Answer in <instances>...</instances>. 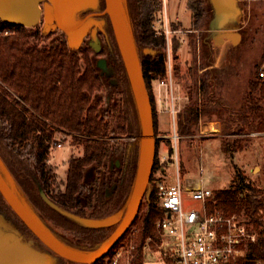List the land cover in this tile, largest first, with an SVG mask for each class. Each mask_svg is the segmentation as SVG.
I'll list each match as a JSON object with an SVG mask.
<instances>
[{
	"label": "rangeland",
	"instance_id": "374dc122",
	"mask_svg": "<svg viewBox=\"0 0 264 264\" xmlns=\"http://www.w3.org/2000/svg\"><path fill=\"white\" fill-rule=\"evenodd\" d=\"M201 2L204 12L197 29H188L190 28V10L186 6V0H162L161 15H159V19H155L153 22L156 28L164 26L166 35H170L171 38L179 37V43L181 44L178 50L179 64L176 63L181 75H174L172 67L174 61L172 62L171 51L167 46V40L165 48L167 75L164 78L168 77L170 70L171 86L159 85V81L163 78L151 82L158 108L167 113L164 120L165 127H167L165 132L171 136L168 138L171 140L170 143V141H164L167 138H158L155 135V140L158 139L157 146L155 143V155L156 153H161L162 155V152L170 144L174 149L172 160L165 164L166 168L161 174L162 180L168 184L175 183L176 169L174 155L176 154L179 177L183 186L188 182H199L201 186L212 190L223 188L232 178L234 166H236L256 185L264 188V119H255L253 114L249 115V111H245V108L242 107L249 91L248 81L255 78L256 70L258 71L260 68H264V0H236L239 7V13L235 17L236 21L230 23L222 31L220 29L212 30L210 26V20L213 16L211 7L208 0H202ZM103 7V0H100V3L94 8L79 12L76 19L71 23L76 26L88 24L89 30H96L99 50H94L92 46L93 39L89 33L83 37L78 49H86L89 59L98 74L99 69L95 66V61L100 57L106 58L108 64L116 70L115 78L118 81L117 86L110 85L99 74L102 88L94 93L93 100L95 103H98V107L105 113V119L112 123L109 128L110 134H108L110 138L109 142L113 149V154L110 157L113 163L111 168L114 169L116 160H123L122 157L125 147H130L129 160L125 168L126 181L119 185L115 192L113 191L112 197L108 201H105L104 193L106 187L109 188L110 185V183L106 185V180H103V174H106L105 170L109 164L107 159L105 167L103 166V168L98 169L94 166V169H92V180L89 182L93 186L102 187L100 189L101 198L97 200L96 197L91 205L87 206L85 200L87 190L83 188L78 195L79 201L82 202V214L75 213L78 215L79 220L60 212L58 213L62 217H56L50 214L53 217L52 219L46 214H42L41 210L33 204L30 196L24 192L21 184L0 155V159L13 176L12 179L16 188L19 189L21 195L28 201L42 221L62 241L82 250H92L100 245L115 228L116 223L106 227H89L82 224L81 219L102 218L112 214L117 215L119 218L122 216L132 190L138 161V137L140 130L136 107L137 134L134 132L119 133L113 121V113L116 111V105H125L123 89L119 81L124 77L123 74L126 78L127 76L109 19L106 14H101ZM85 12L88 13L85 14ZM93 12L95 16H92ZM42 27L43 20L29 28ZM220 32L231 33L228 36H232L225 41L226 43L224 45L213 41V38ZM60 36L66 40V33L58 27H54L47 32V37L43 40V44L49 43L55 37ZM213 51L214 53L218 51L223 52L221 55L222 62L215 66L216 69L214 68L209 73H205L204 68L214 63V56L211 55ZM79 62L83 66L82 58ZM202 68L203 71L201 70L202 72H200ZM197 81L199 85L195 84ZM198 93H201L203 100L211 98L209 100L210 103L206 106L207 100L202 103L201 113L210 114V117L218 119L220 121V131L216 135L200 137L198 135L197 125L193 123L191 125V133L179 137L177 136L179 135L178 133L176 135L174 130H171L173 128L174 113L172 109L178 111L184 105L188 104L189 100L191 103H195V98L198 99ZM244 111L248 115H244ZM54 138L56 143H60V146H56V143L50 146L48 166L55 174V187L57 190L63 189L69 159L72 156L81 155L83 148L82 145L74 144L72 137L63 132H55ZM134 142H137L136 151L133 147ZM24 160L26 162L23 165L17 164L20 172L34 179L33 168L30 165L31 162L28 159ZM155 173L157 174V170L154 171ZM149 181L147 187H150L151 192H154L155 183L153 180ZM38 185L37 193L39 194ZM148 200L149 197L146 190L140 202L138 213L147 207ZM154 201L156 202V198ZM138 213L126 232L105 254L104 264H131L134 244L133 238L137 223L135 220L137 219ZM0 214L7 220L9 227L16 229L30 243L41 246L32 233L10 210L1 196ZM85 228L100 230L95 231V237L89 239L84 237V233L86 232ZM147 241H150V239H147ZM155 242L157 240L150 243L152 244L151 249H153L152 251L154 253L157 248ZM42 249L44 248L42 247ZM152 251L150 252L143 247V253L146 252V254L145 260H142V264H147V262L150 264H160L155 262L156 256ZM144 261L146 262L144 263ZM46 264L80 263L63 259L56 254L48 252L46 255Z\"/></svg>",
	"mask_w": 264,
	"mask_h": 264
},
{
	"label": "trees",
	"instance_id": "16d2710c",
	"mask_svg": "<svg viewBox=\"0 0 264 264\" xmlns=\"http://www.w3.org/2000/svg\"><path fill=\"white\" fill-rule=\"evenodd\" d=\"M201 1L186 0V6L190 10L189 30L197 29L200 24L204 12ZM127 8L140 52L144 80L149 90L154 133L157 135L156 98L151 82L167 75V40L172 62L174 61V75H181L176 66L180 39L166 35L164 26L156 28L153 24L161 15L162 0H127ZM4 30L10 32L4 34ZM45 37L47 33H43L41 28H27L0 20V155L33 204L42 214L53 219L51 215L59 217L60 214L37 193V184L52 202L65 210L82 214V202L78 195L86 188L85 200L88 206L97 197L98 190L97 186L83 182V173L90 165L100 168L105 166L106 160L113 154L108 137L112 123L105 119V113L93 100L94 93L102 88V82L86 49H70L62 36L43 44ZM146 47L155 52L145 53ZM81 58L83 66L79 62ZM123 76L119 84L123 89L125 105H116L113 121L119 133L137 134L135 106L128 80L124 74ZM198 83L195 82L196 85ZM248 89L242 107L249 111V115L253 114L255 119H264V78L258 75L257 70L255 78L248 81ZM245 111L244 115H248ZM198 114L197 103L189 100L188 104L177 111L176 132L190 134L191 125L197 122ZM55 132L70 135L72 142L83 148L81 155L69 159L63 189L57 190L55 174L48 166L49 148L56 143ZM165 140L171 143L168 138ZM157 141L158 139L155 140L156 146ZM133 147L136 151L137 142L133 143ZM162 153L165 155L164 159L161 158V153H156L154 158L150 176L154 183L155 180H162L165 164L172 160L173 146L170 144ZM24 159L31 162L34 179L20 172L17 164L23 165L26 162ZM155 170L157 174H154ZM213 197L217 207L229 213H241L247 224L254 227L258 239L251 246V252L262 257L264 188L256 185L234 166V173L228 184L214 189ZM154 199V192H151L147 207L138 213L135 220L137 223L131 264H142V260H145L147 251L143 253L144 243L149 238V244L155 241V222L164 217L165 211ZM98 230L100 229H86L84 237L92 239ZM105 257L104 255L93 264H104Z\"/></svg>",
	"mask_w": 264,
	"mask_h": 264
},
{
	"label": "water",
	"instance_id": "95a60500",
	"mask_svg": "<svg viewBox=\"0 0 264 264\" xmlns=\"http://www.w3.org/2000/svg\"><path fill=\"white\" fill-rule=\"evenodd\" d=\"M212 10L210 26L212 30L226 29L234 23L239 13L236 0H208ZM100 0H0V20L21 24L27 28L35 26L43 20V33L58 27L66 33V42L70 49L78 50L82 39L89 33L93 39L92 46L99 50L95 29L89 30L88 24L72 25L77 14L85 9L94 8ZM101 14H106L118 47L125 73L134 99L138 122V161L136 174L126 208L119 218L109 215L102 218H83L81 221L89 227H106L116 223L112 232L92 250H82L71 246L57 237L32 209L28 201L21 195L13 182V176L0 159V196L20 222L32 233L41 246L30 243L28 239L9 227L7 220L0 214V264H46V255L56 254L63 259L80 264H93L103 257L113 247L117 240L133 223L147 190L148 197L151 188L147 187L155 156V133L152 105L144 80L140 61L139 48L133 33L131 19L127 8V0H103ZM231 34V33H230ZM220 32L213 41L223 43L232 36ZM145 53H154L152 48H144ZM95 66L99 74L109 76L112 68L105 58H98ZM87 93V92H86ZM115 165H118L119 161ZM4 166H3V165ZM113 166L110 160V168ZM94 165L84 170L83 182L92 179ZM39 194L43 200L56 211L79 220L74 212L58 206L46 195L38 185Z\"/></svg>",
	"mask_w": 264,
	"mask_h": 264
},
{
	"label": "built area",
	"instance_id": "2783aa9c",
	"mask_svg": "<svg viewBox=\"0 0 264 264\" xmlns=\"http://www.w3.org/2000/svg\"><path fill=\"white\" fill-rule=\"evenodd\" d=\"M9 32L4 30L3 33ZM258 75L264 78V68L258 70ZM159 85L171 86L170 70L168 77L161 79ZM56 146H60V143H56ZM161 158L164 159L165 155ZM174 160L175 183L155 180L156 203L165 214L155 222V253L149 242L144 245L156 256L155 262L264 264V255L257 257L251 252V246L258 239L254 227L247 224L241 213H229L217 207L212 189L201 185L193 187L188 183L183 186L176 154Z\"/></svg>",
	"mask_w": 264,
	"mask_h": 264
},
{
	"label": "crops",
	"instance_id": "0c3cea01",
	"mask_svg": "<svg viewBox=\"0 0 264 264\" xmlns=\"http://www.w3.org/2000/svg\"><path fill=\"white\" fill-rule=\"evenodd\" d=\"M225 43L226 42L224 41L221 45H224ZM222 53L223 52H221V51H218L217 53H214V51H213V54H211V55L214 56V63L207 65L206 68H204L205 69L204 71H206L205 73H209L210 71L214 70L215 66L222 62L221 61L222 60L221 59ZM201 70L203 71V68L200 69V72H202ZM207 70H208V72H207ZM197 75H199V73H197ZM188 84H190V83H188ZM198 85H199V83H198ZM208 95H209V93H208ZM201 96H202L201 93H198V99L196 101L197 105H198V111H199L198 119L196 122V125L199 128V129L197 128L198 135L200 137L201 136H208V135H216L220 131L219 130L220 129V121L216 118L210 117L209 116L210 114L208 115L207 113L206 114L201 113L202 103H204V101L206 102V100H207V103L205 104V106H206L208 103H210L209 100H211V98H206V100H203ZM156 108H157V130H158V133L156 136L158 138L159 137L170 138L171 137L170 134L165 132L167 127H165L164 120H165V116L167 113L162 111L160 108H158L157 100H156ZM176 116H177V110L174 109L173 128H171V130L173 129L174 133L177 135V132H176V130H177L176 129ZM183 135H187V134H179L177 136L182 137ZM188 184H191L193 187L201 185L199 182H188Z\"/></svg>",
	"mask_w": 264,
	"mask_h": 264
},
{
	"label": "flooded vegetation",
	"instance_id": "af4514ba",
	"mask_svg": "<svg viewBox=\"0 0 264 264\" xmlns=\"http://www.w3.org/2000/svg\"><path fill=\"white\" fill-rule=\"evenodd\" d=\"M86 13H88V12H85V14ZM92 16H95L94 12L92 13ZM100 58H104V57H100ZM107 64H108V62H107ZM108 66H110L112 68V74H110L109 76H106L105 74H103L102 76L104 79H106V81L110 85H113V86L116 85L117 86L118 81L115 78L116 70L110 64H108ZM129 153H130V147H125V150L123 151V157H122L123 160L122 161L118 160L119 161L118 165H115L116 168L114 167V169H116V171H114L113 168H110L109 164H110V157L111 156L108 157L109 164L107 165L106 170H105L106 174H103V176H104L103 180H106V185L108 183H110V185H109V188L106 187V190L104 193L105 201H108L112 197L113 191L115 192L116 188L119 187V185H121L122 183H124L126 181L125 168L127 167L126 163L129 160ZM96 168L100 169V167H96ZM101 168H103V167H101ZM151 173H152V171H151ZM91 180L89 182H91ZM149 180H150V178H149ZM89 182H85V183L88 184ZM101 183H103V182H101ZM97 188H98V190H97V198L96 199L99 200L101 198L100 189L102 187L97 186Z\"/></svg>",
	"mask_w": 264,
	"mask_h": 264
}]
</instances>
